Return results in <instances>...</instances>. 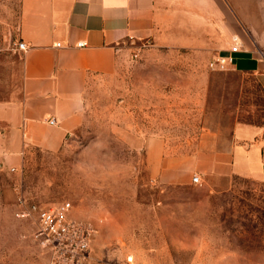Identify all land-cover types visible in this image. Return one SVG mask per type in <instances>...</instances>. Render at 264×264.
<instances>
[{
  "label": "rangeland",
  "instance_id": "obj_1",
  "mask_svg": "<svg viewBox=\"0 0 264 264\" xmlns=\"http://www.w3.org/2000/svg\"><path fill=\"white\" fill-rule=\"evenodd\" d=\"M20 12L21 0H0V101L21 87ZM177 32L125 44L115 71L88 82L82 121L61 149L29 148L18 171L0 174V264H50L34 218L17 215L63 202L93 231L78 264H264L262 183L169 185L149 172V138L182 155L207 130L226 138L233 124H264L255 78L212 68V55L175 46Z\"/></svg>",
  "mask_w": 264,
  "mask_h": 264
},
{
  "label": "crops",
  "instance_id": "obj_2",
  "mask_svg": "<svg viewBox=\"0 0 264 264\" xmlns=\"http://www.w3.org/2000/svg\"><path fill=\"white\" fill-rule=\"evenodd\" d=\"M189 26L192 38L183 33ZM174 27L175 46L231 59L227 68L254 77L264 95V0H21V87L0 101V174L18 171L29 148L59 151L82 121L90 79L113 73L125 44L160 31L163 39ZM234 37L240 50L231 53ZM218 134L203 132L198 149L182 155L169 153L162 138L147 139L149 172L169 185L190 186L195 176L264 185V124L236 123L228 137Z\"/></svg>",
  "mask_w": 264,
  "mask_h": 264
},
{
  "label": "built area",
  "instance_id": "obj_3",
  "mask_svg": "<svg viewBox=\"0 0 264 264\" xmlns=\"http://www.w3.org/2000/svg\"><path fill=\"white\" fill-rule=\"evenodd\" d=\"M82 46V44H79ZM18 50L24 51L25 44L19 42ZM240 50V42L237 37L232 40L231 53ZM231 63V59L220 58L212 63V68L224 69ZM51 124L54 121H50ZM198 177H193L194 183L198 182ZM18 203L23 205L19 198ZM71 204L69 202L60 203L50 208H40L32 205L18 213L20 218L33 217L36 222V238L49 253L50 264H78L88 252L92 228L90 225L72 220L69 217ZM130 261V260H129Z\"/></svg>",
  "mask_w": 264,
  "mask_h": 264
}]
</instances>
